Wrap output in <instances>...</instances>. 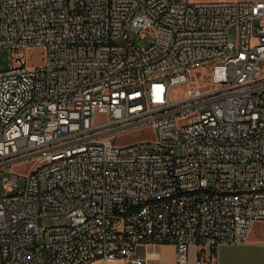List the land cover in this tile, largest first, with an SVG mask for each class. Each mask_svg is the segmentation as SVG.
Returning a JSON list of instances; mask_svg holds the SVG:
<instances>
[{
  "label": "built area",
  "instance_id": "2783aa9c",
  "mask_svg": "<svg viewBox=\"0 0 264 264\" xmlns=\"http://www.w3.org/2000/svg\"><path fill=\"white\" fill-rule=\"evenodd\" d=\"M1 50L0 264H202L264 224V0H0Z\"/></svg>",
  "mask_w": 264,
  "mask_h": 264
},
{
  "label": "crops",
  "instance_id": "0c3cea01",
  "mask_svg": "<svg viewBox=\"0 0 264 264\" xmlns=\"http://www.w3.org/2000/svg\"><path fill=\"white\" fill-rule=\"evenodd\" d=\"M260 225H263L260 228ZM257 226V227H256ZM248 242L221 244L212 255L211 262L202 264H264V224H256ZM200 247L190 246L188 264H199ZM133 256L141 258L143 264H176V246L171 242H146L138 244ZM92 264H135L126 258L113 260L97 259Z\"/></svg>",
  "mask_w": 264,
  "mask_h": 264
},
{
  "label": "rangeland",
  "instance_id": "374dc122",
  "mask_svg": "<svg viewBox=\"0 0 264 264\" xmlns=\"http://www.w3.org/2000/svg\"><path fill=\"white\" fill-rule=\"evenodd\" d=\"M190 1H196V0H190ZM131 36L133 39H135L137 41L138 46H145L149 43L150 38L148 36H144L141 37L139 36L137 33L132 32ZM236 36V30L232 29L230 31V38L234 39ZM22 53L24 54L25 58H27V64L30 65L31 63H35L37 61H39V58L37 56L38 55H42L41 51L38 48H34L32 50H22ZM19 52H9L7 50H1L0 51V63L2 64V66L5 68L8 66L9 62H10V58L11 57H16L18 56ZM202 73V75H204L205 73H209L210 72V68H200V69H193L191 70L190 74L193 77L196 73ZM194 79V78H193ZM195 82V81H193ZM190 85V83L186 84V85H179V86H175L172 90V97H178L180 95L183 94V91ZM146 133V132H145ZM145 133H143L142 130L140 131H128L127 133L124 134V137L122 138V140H130V139H136V138H140L143 137V135H145ZM17 170V168H16ZM24 172L26 171V169H22ZM9 173L7 172H2L0 174V188H2V179L5 176H8ZM61 219L58 217H44L41 220V223L45 226L47 225H51V224H57L60 223ZM257 227V226H256ZM263 225H260V228H262Z\"/></svg>",
  "mask_w": 264,
  "mask_h": 264
}]
</instances>
